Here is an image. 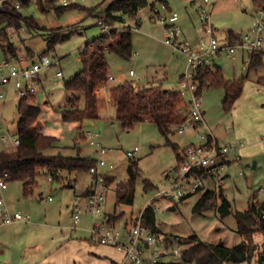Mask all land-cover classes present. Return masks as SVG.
<instances>
[{"label": "rangeland", "instance_id": "obj_1", "mask_svg": "<svg viewBox=\"0 0 264 264\" xmlns=\"http://www.w3.org/2000/svg\"><path fill=\"white\" fill-rule=\"evenodd\" d=\"M114 1L116 0H72L66 8L63 0L24 1L19 10L24 18L21 27L8 26L4 30L0 26V62L10 49L14 50V55H24L28 59L45 52L52 59L57 58L55 65L43 70L41 86L35 96H30L32 104L43 108L41 120L45 124V134L58 138L55 147L47 150L48 154L61 151L67 156H74L78 152L74 145L81 140V128L74 123L62 121L59 114L70 99L64 82L81 70V51L106 34L98 22L102 18L105 21L107 9ZM147 1L148 5L140 8L135 18L116 13L123 20L109 26V31L113 27L128 28L133 34L131 59L125 60L109 51L106 53L110 74L117 77L118 82L115 84L125 78L139 85L161 83L165 89L179 90V76L186 69V58L164 43L165 31L156 9L160 15H168L170 11L157 0ZM169 1L171 12L178 13L179 25L191 16L190 22H193L197 31H203L205 36L195 8L190 4L191 0ZM26 18L33 19L34 27L28 26ZM257 18L252 0H218L211 21L215 36L220 43H224L229 30L245 33ZM64 33L70 34L64 40L58 41L53 49L48 50L47 39ZM240 53L238 52L235 63L225 54L217 57L214 63L223 70L228 79L248 77L234 108L225 110V92L220 88L205 90L200 97L204 121L220 138V142H244L247 150L251 151L243 158L245 174L241 176L237 169L226 168L219 172L220 175L207 178L201 191L187 195L181 201L162 197L153 200L156 225L164 235L174 239V242L193 235L199 236L203 241L223 243L228 247L240 242L237 221L233 214L223 217L213 208L204 212L195 211L203 192H222L234 212L245 211L250 201H264V192L261 191L264 190V84L258 82L259 78L264 77V64L249 70V64L246 59H241ZM131 69L136 72V76H129ZM58 71H62V77H57ZM109 86H112V82H109ZM7 90V97L0 98V151L14 149L13 141L18 137L20 97L13 92L12 86ZM107 96L110 97V94ZM108 101L111 102V99ZM106 106L102 111L103 119L94 121V125L92 121H86L83 128L99 132L103 145L115 149L111 159L116 164L115 171L120 181H126L129 177L127 169L130 159L126 153L134 150L136 146L139 147L134 160L138 161L141 176L134 184L133 204L119 203L117 192L112 189L108 192L103 206V215L115 211L118 214L123 213L116 228L124 231L126 218H131L132 224L154 198L155 191L144 189L145 181H151L158 188L156 191L162 189L168 184L166 175L176 176L177 156L154 122L142 121L133 129L126 130L114 118H109L115 116L113 105L108 103ZM205 123L198 129L200 131L187 129L184 133H179L176 129L169 135V140L180 146H186L190 142L198 143L197 133L208 131ZM255 162L257 168L253 169ZM71 174H67V180H70ZM80 174L88 176V173ZM48 177L47 171H39V185L31 195L24 196L22 184L17 181L9 182L8 189L2 193L11 212L19 211L23 215L29 213L31 217L26 224H14L5 229L6 235L0 243V251L7 248V256L0 254V264H33L43 260L44 256H51L53 264H111L108 258L95 254L86 240L90 237L89 229L95 217L86 208L78 209L77 205H73L76 197L72 188H62L61 193L52 196L54 200L51 202L40 201L41 196L47 199L51 195L52 187H62L60 181L64 182L60 179L51 186ZM76 212L80 213V224L78 229H73L72 216ZM164 263L181 264L175 258H169Z\"/></svg>", "mask_w": 264, "mask_h": 264}, {"label": "trees", "instance_id": "obj_2", "mask_svg": "<svg viewBox=\"0 0 264 264\" xmlns=\"http://www.w3.org/2000/svg\"><path fill=\"white\" fill-rule=\"evenodd\" d=\"M253 3L256 8H260L263 0H253ZM146 5H148L147 0H116L107 9L105 23L112 26L115 22L122 21L123 17L116 13L135 18L140 8ZM22 19L24 18L19 10L7 4L6 10L0 13V26H3L4 30L8 26L19 28ZM26 22L28 26L35 25L32 18H26ZM69 34L53 35L52 38L47 39L48 50L53 49L58 41L64 40ZM228 39L231 44H236L241 41V36L229 31ZM108 51L125 60L131 59L133 56L132 30L113 27L109 33L81 51V70L64 82V88L69 93L70 99L65 108L59 111L62 121L82 125L86 121L103 119L102 111L106 102L103 96L97 93V89L108 84L109 81L110 67L106 56ZM9 52L13 54L14 50L10 49ZM263 64L264 54L253 53L249 70ZM247 78L228 80L219 66L200 68L196 73L197 93L201 95L203 91L212 88L223 89L225 92L223 105L225 110L229 111L242 95ZM258 82L264 84V77L259 78ZM109 91L111 104L115 108V120L124 129L131 130L137 123L149 119L157 125L160 133L166 138L167 144L171 145L175 151L179 149L177 144L169 140V135L188 119L187 114L181 113V110L186 108V102L180 90L165 89L161 84L133 87L132 81H124L111 87ZM42 112L41 106L31 103L30 96L21 98L18 105L17 139L19 144L14 149L0 151V176L8 173L7 181L21 182L25 193L33 191L39 171L45 170L52 179L59 180L63 172L89 173L90 168L95 164V159L83 156L80 148L74 156H67L62 152L48 154L47 150L55 147L58 138L45 134V124L41 120ZM177 159L176 172L180 163L179 154ZM127 170L129 177L126 181L117 184L116 192L119 203L132 205L135 197L134 184L141 176L138 161L134 160V157L130 158ZM144 189L156 191L158 188L151 181L146 180ZM93 193L94 183L83 195L89 197ZM219 200H221L220 204ZM211 208L216 209L223 217L234 215L240 242L228 247L223 243L203 241L197 235L180 239L179 242L190 244L183 246L181 250L184 261L194 264H264V201L261 203L250 201L245 211L234 212L222 192L217 194L213 190H208L203 192L195 206V211L204 212ZM122 216L123 213L114 212L106 218V221L113 224ZM136 220L135 218L133 223H136ZM142 221L166 244L174 242V239L164 235L157 228L153 207L147 206L144 209Z\"/></svg>", "mask_w": 264, "mask_h": 264}, {"label": "built area", "instance_id": "obj_3", "mask_svg": "<svg viewBox=\"0 0 264 264\" xmlns=\"http://www.w3.org/2000/svg\"><path fill=\"white\" fill-rule=\"evenodd\" d=\"M71 1L63 0V6H69ZM217 1H193L206 36L196 44L188 40H181L182 30L177 23L178 13L158 15L165 31L164 43L172 46L186 58V69L180 78L179 90L186 102V108L182 109L181 113L187 114L188 119L177 128L179 133H184L187 129L200 131L198 129L204 124L203 106L201 97L197 93L198 83L196 80V73L200 68H213L215 66L214 58L223 53H227L234 60L235 52L239 49L249 54L247 63L250 62L253 53L264 54V0L263 5L257 9L256 22L241 35V41L225 45H222L215 36V29L211 21ZM7 4L18 10L21 8V0H0V13L6 10ZM98 23L106 33L110 32L109 26L103 18ZM56 63L57 58L52 59L47 53H41L32 59H28L24 55L8 54L0 62V98L6 97L9 86H12L20 98L36 94L41 86V73ZM133 74L134 71L131 70L130 75ZM56 75L62 77L63 73L58 71ZM112 79L109 76V80ZM100 88L97 89L98 94L102 93ZM83 136L96 151L95 156H85L95 159V164L89 170L94 178V193L87 198L88 212L95 217L90 229V240L93 243L114 247L122 252L124 259L120 264H127V262L129 264H162L169 258L179 259L181 264H194L184 261L181 242L166 244L162 238L145 226L142 221L143 213L137 217L136 223L125 228L124 231L105 220L106 217L102 212L111 188L107 178L109 172L115 167L111 159L115 149L103 145L99 132L86 129L83 131ZM197 136L198 143H190L181 149L176 176H171L168 184L156 192L154 198L162 197L167 200L181 201L187 195L198 193L204 187L207 178L218 176L219 172L226 168L237 167L239 175L244 174L242 150L245 145L243 142L219 143L210 137L208 131L198 132ZM3 139L5 140V137ZM18 144V139L13 141L14 147ZM137 151L138 147H135L126 155L128 158H132ZM7 177L8 173L0 176V192L8 188ZM261 191L264 192L263 189ZM51 199L52 197L49 196V200ZM24 219L25 216L19 211L11 212L5 199L0 197V226L10 225ZM79 223L80 213L76 212L73 215V227L77 228Z\"/></svg>", "mask_w": 264, "mask_h": 264}, {"label": "crops", "instance_id": "obj_4", "mask_svg": "<svg viewBox=\"0 0 264 264\" xmlns=\"http://www.w3.org/2000/svg\"><path fill=\"white\" fill-rule=\"evenodd\" d=\"M31 0H25V2H30ZM161 5H162V7H165L167 10H169L170 11V14L171 13H173V12H171V6H170V1L169 0H157ZM193 1L194 0H191L190 1V4L192 5V6H194V3H193ZM22 2H24V0H21V6H22ZM252 2H253V0H252ZM253 5H254V3H253ZM153 7H154V4H153ZM194 8H195V6H194ZM254 8H255V14H257V9L258 8H256L255 6H254ZM21 9V8H20ZM19 9V10H20ZM155 9V8H154ZM195 11H196V8H195ZM156 12L158 13V15H160V12H159V10L157 11V9H156ZM196 13H197V11H196ZM255 16V15H254ZM197 18H198V16H197ZM178 20H179V16H178V19H177V22H178ZM190 20H191V16H189V18L186 20H183L182 21V23L180 24V27H181V30H182V36H180L181 37V40H188V41H191V42H193V43H198V41L200 40V39H202V38H206V36H204V32L203 31H197V29H195V25L193 24V22H190ZM254 24V23H253ZM251 28V27H250ZM249 28V29H250ZM248 29V30H249ZM229 31H233V30H229ZM228 31V32H229ZM234 32V31H233ZM234 33H237V34H240V36L243 34V31H241V32H234ZM228 43H230L231 44V42L229 41V39H228V33H227V38H226V41L224 42V43H221L222 45H225V44H228ZM238 52H241L240 54H241V59L243 60V59H246V62H247V60L249 59V54L247 53V52H245V51H243V50H236V52H235V59L233 60L232 59V57L231 56H229V55H227V53H223V54H225L227 57H229V58H231L232 60H233V62L235 63V62H237V60H238V56H237V54H238ZM8 54H11V52H8L7 53V55ZM223 54H221V55H218V56H216L215 58H214V63H215V59H217V57H221ZM6 55V56H7ZM5 56V57H6ZM184 56V55H183ZM185 57V56H184ZM247 64H249V63H247ZM215 66L214 67H216L217 65L216 64H214ZM248 69H249V66H248ZM131 70H133V69H131ZM130 70V71H131ZM130 71H129V76L130 77H134V76H136V72H134V74L133 75H130ZM183 74V73H182ZM182 74L179 76V77H181L182 76ZM109 76L110 77H112L113 79L111 80V81H109V82H112V86H109V82H108V84L106 85V86H103V87H101L100 88V90L102 91V93H100V95H104L103 96V98L105 97L106 99H105V101H106V104H108V103H111V102H109L108 101V99H111V97H108L107 96V94L109 93L110 94V88L111 87H113V86H115V85H117V84H119V83H122V82H124V81H128V79H125V78H123V80L121 81V82H119V83H117V84H115L116 82H118V79H117V77L116 76H114V75H111V74H109ZM225 76V75H224ZM164 79H166V78H164ZM226 79H228L227 77H226ZM180 80V79H179ZM228 80H236V79H228ZM132 82H133V87H144V86H150V85H158V84H150V85H139L137 82H135V81H133V80H131ZM246 82H247V80H246ZM245 82V83H246ZM161 84V83H160ZM162 85V84H161ZM163 86V85H162ZM245 86V85H244ZM13 90V89H12ZM105 91V92H104ZM13 92H15L14 90H13ZM104 92V93H103ZM108 92V93H107ZM16 93V92H15ZM9 94V91L7 90V95ZM17 94V93H16ZM7 95H6V97H7ZM36 94H34V95H32V96H35ZM21 99V98H20ZM239 100V99H238ZM237 100V101H238ZM236 101V102H237ZM108 102V103H107ZM236 102H235V104H236ZM235 104H234V106H235ZM234 106L232 107V108H234ZM107 107V106H106ZM113 108H114V106H112ZM107 110H108V108H107ZM114 110H115V108H114ZM203 114H204V110H203ZM109 118H114L115 119V116L114 117H112V116H109ZM144 121H149V122H152L151 120H149V119H146V120H144ZM204 123H205V121H204ZM74 124H76V123H74ZM95 123H94V121H93V123H92V125H94ZM206 124V123H205ZM79 124H76V126H78ZM83 125H84V123L82 124V125H79L80 126V132H79V134H80V136H81V140L79 141V142H77V145L75 144L74 145V147H76V149H78V148H80L81 150H82V155L83 156H87V155H93V156H95L96 155V151H95V149H94V147H92L90 144H89V141L83 136V131L84 130H86V129H88V128H83ZM207 125V124H206ZM2 127V126H1ZM206 129L208 130V132L210 133V137L212 138V139H214V140H216L217 142H219V143H221L220 142V138L215 134V133H213V131L208 127V125L206 126ZM89 130H91V129H89ZM197 135H198V133H197ZM101 138H102V135H101ZM6 139V138H5ZM17 139V138H16ZM15 139V140H16ZM225 142H228V141H225ZM224 142V143H225ZM190 143H193V142H190ZM189 143V144H190ZM244 143V142H243ZM188 145V144H187ZM244 145H245V143H244ZM177 146L179 147V149L177 150V151H175V153H176V156L180 153V151H181V149H183L185 146H180L179 144H177ZM136 147H138V146H136ZM15 148V147H14ZM86 149V150H85ZM138 150H139V147H138ZM61 152V151H60ZM251 151H249V150H247V148H246V145H245V147L243 148V150H242V155H243V158H244V156L246 155V154H248V153H250ZM136 153V152H135ZM134 156H135V154H134ZM112 158V157H111ZM130 159V158H129ZM113 163H114V161H112ZM256 163V162H255ZM114 165H115V167H114V169L112 170V171H110L109 172V174H108V178H107V181H108V184L110 185V190H112V189H115L116 190V186H117V184H119V183H121L122 181H120L119 179H118V176H117V174H116V171H115V169H116V164L114 163ZM177 165H178V159H177ZM231 168H235V169H237V173H238V175H239V169L237 168V167H231ZM257 168V164H256V166H255V168H254V164H253V169H256ZM68 173H66V172H63V173H61V178L60 179H62L64 182H62V181H60V183H61V185H62V187H59V186H56V187H52L51 188V197L53 196V195H58L59 193H61V191H62V188H65V187H69V188H72L73 190H74V195H75V197H76V199H75V202H74V204L73 205H77V207H78V209H80L81 207H84V208H86V210L88 211V208H87V196L86 195H83L86 191H87V189H88V187L89 186H91V185H93V183H94V178H93V176L91 175V174H89L88 173V176L87 175H81V174H76V173H70L71 175H72V177L70 178V180H67L66 179V177H68L69 175H67ZM245 174V173H244ZM243 174V175H244ZM49 175V174H48ZM220 175V174H219ZM242 176V175H241ZM171 177V175H166V181L167 182H169V178ZM50 175H49V177H48V181L50 182V184H51V186H53V184L52 183H54L55 181L57 182V181H59V180H54V179H52L51 178V180H50ZM65 181H68L67 183L65 182ZM21 183V182H20ZM36 186L33 188V191L32 192H30V193H25L24 192V189H23V184H22V193H23V195L24 196H28V195H31V194H33L34 193V189L39 185V181L37 180V175H36ZM78 186V187H77ZM80 186V187H79ZM166 185H164L163 187H165ZM8 189V188H7ZM6 189V190H7ZM109 190V191H110ZM5 191V190H4ZM3 191V192H4ZM159 191V190H158ZM158 191H155V193L156 192H158ZM3 192H0V197L2 196L3 197V195H2V193ZM42 195V194H41ZM83 197V198H82ZM186 197V196H185ZM4 198V197H3ZM158 198V197H157ZM82 199H85V201L84 202H82ZM156 198H152L151 199V201H149L150 203L147 205V206H151V207H153L154 208V210H155V207L154 206H152L153 204H152V202H153V200H155ZM54 199H53V197H52V199L51 200H49V196H48V198L47 199H45L44 197H40V201L41 202H44V203H46V202H51V201H53ZM183 200V199H182ZM172 201V200H171ZM7 205H9L8 203H7ZM146 206V207H147ZM8 207H10V206H8ZM145 207V208H146ZM144 211V210H143ZM143 211L141 212V213H143ZM156 211V210H155ZM115 212H117V211H115ZM140 213V214H141ZM75 214V213H74ZM73 214V215H74ZM139 214V215H140ZM110 214H105L104 216L106 217V218H108V216H109ZM25 216V219L24 220H22V221H19V222H15V223H13V224H10V225H2V226H0V243L1 242H3L4 241V238H5V235H6V230L5 229H7L8 228V226H12V225H14V224H26V223H28L29 221H30V214L28 213L27 215H24ZM133 218V217H132ZM127 219V223H126V225H125V228H127V227H131V225L133 224H131V218L129 219V218H126ZM137 219V218H136ZM106 220V219H105ZM117 223V222H116ZM116 223H113V224H111V225H113V226H115L116 227ZM80 224V223H79ZM92 226V225H91ZM157 226V225H156ZM72 227H73V216H72ZM78 227H79V225H78ZM78 227L77 228H74L73 227V229H78ZM158 228V227H157ZM90 229H91V227H90ZM90 229H89V233H90ZM90 236H91V233H90ZM91 245H90V247L92 248V250L95 252V254H97V255H99V256H102V257H105V258H108V260L111 262V264H120L122 261H123V259H124V254L122 253V252H120V251H118L116 248H114V247H111V246H107V245H101V244H97V243H93L91 240H90V237L89 238H87L86 239ZM88 243V244H89ZM95 244V245H94ZM97 244V245H96ZM7 248H2L1 249V251H0V254L2 255V256H7V250H6ZM33 264H53V261H52V258H51V256H44V259L43 260H40L39 262H37V263H33ZM127 264H129V262H127ZM162 264H166V263H162Z\"/></svg>", "mask_w": 264, "mask_h": 264}, {"label": "water", "instance_id": "obj_5", "mask_svg": "<svg viewBox=\"0 0 264 264\" xmlns=\"http://www.w3.org/2000/svg\"><path fill=\"white\" fill-rule=\"evenodd\" d=\"M255 166H256V163H254V168H255Z\"/></svg>", "mask_w": 264, "mask_h": 264}]
</instances>
